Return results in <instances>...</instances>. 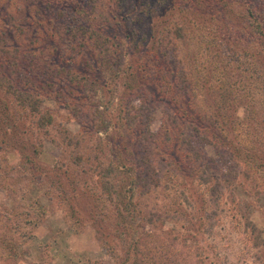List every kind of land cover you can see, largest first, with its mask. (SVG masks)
<instances>
[{
  "label": "rangeland",
  "instance_id": "rangeland-1",
  "mask_svg": "<svg viewBox=\"0 0 264 264\" xmlns=\"http://www.w3.org/2000/svg\"><path fill=\"white\" fill-rule=\"evenodd\" d=\"M144 1L0 0V98L31 92L30 98L37 96L34 102L39 101L50 119L46 129L83 131L71 162L48 139L51 129L39 132L44 135L38 155L43 169H75L72 176L62 175V194L52 186L51 200L36 182H26L19 166L17 172L12 169L20 163L19 152L0 141V264H264V169L254 174L249 167L244 170V158L232 156L215 139L213 144L202 142L187 121L177 123L175 110L183 93L174 91L172 73L178 57L188 67L204 65L212 73L206 57L215 53L217 32L212 37L206 30L219 28L225 19L236 33L232 43L245 42L244 32L251 27L247 6L254 3L255 10L264 11V1L228 0L226 7L222 0L216 6L208 0L205 11L195 17L185 0L179 11L172 7L177 0H165L149 9L150 15L144 13ZM222 3L221 17L217 9ZM156 27L159 33L151 37L150 29ZM177 27H183L179 42ZM222 51L226 54V47ZM151 56L157 69L149 68L144 75L142 65ZM248 82L246 88L252 87ZM209 83L216 85L214 79ZM260 95L264 99V90ZM201 97L198 104H208ZM185 100L183 107L191 109L190 96ZM18 103L14 121L7 122L11 131L16 125L18 131L25 130L30 122L32 107ZM243 122L248 126L249 121ZM175 127L185 136L177 143L183 154L175 151L166 130L172 135ZM27 132L31 143L41 137ZM174 151L181 155L179 166L174 165ZM122 160L136 168L131 189L142 216L131 226L138 237L133 259L126 255L125 233L121 240L115 232L116 198L105 187L127 181ZM150 161L154 171L145 165ZM117 163L119 167L107 170ZM84 164L90 167L86 173L81 171ZM144 168L147 172L141 173ZM17 175L24 196L12 190ZM35 201L44 205L47 216L33 230L28 225L31 235L16 240L12 250L6 244L16 235L14 227L8 231L12 214L26 213ZM176 206L180 214L166 217ZM153 212L163 216L160 221L151 218Z\"/></svg>",
  "mask_w": 264,
  "mask_h": 264
},
{
  "label": "trees",
  "instance_id": "trees-1",
  "mask_svg": "<svg viewBox=\"0 0 264 264\" xmlns=\"http://www.w3.org/2000/svg\"><path fill=\"white\" fill-rule=\"evenodd\" d=\"M219 1L221 0H213L215 6L219 4ZM222 2H224V6L230 7V1L222 0ZM151 3H154V6L151 7ZM161 3L165 4V0H145L144 13L149 15L152 14L149 9L152 11L154 10L155 6L158 8V5ZM184 3L188 6L192 15L195 17L201 15V13L205 11L206 5H208V0H185ZM180 6L181 0L175 1V3L172 5V7L176 8L177 11H179L178 7ZM170 7L167 9H170ZM255 7L256 6L254 3H250V5L247 6L248 15H245L247 19L250 20L249 25L251 27L249 30L244 32L245 42L242 40V43L238 41L236 44L232 43V38L237 39L236 33L233 32L232 28H229V26L227 27L225 25V19H222L223 21H221L218 25L219 28H211L210 30H206V32H208L207 34L211 35L212 37L217 32V38H213L216 40L215 42L217 47L215 53L210 55V59L209 57H206V61L213 64L212 73L206 72L204 65L188 67L187 63L182 59L180 60L179 57L178 60L175 61V69L172 72L173 76H176V82L173 86L174 91L182 92L184 94H182V97L177 100V102L180 104V106H178L175 110V118L177 117V119H179L177 123L183 126V120L187 121V126L191 129V131H194L195 136L198 137L199 140L201 139L202 142L205 139V142L210 144L212 143V139H215V144L218 145L220 143L222 147H226L232 156L244 158L243 160L247 165L244 167V170H247L249 167V170H251V173L253 174L254 171L258 173L264 169V99L260 95V92L264 90V11H259L257 9L255 10ZM252 10H255L256 12L253 14ZM217 12L220 15L222 14L221 17L224 16V13H222L223 3L221 8L219 10L217 9ZM216 16L217 14L215 15V18ZM178 17L179 15H177V18ZM250 18L253 19L251 20ZM158 30L159 29L157 27L153 29L151 28L149 35L151 37H155V34L159 33ZM196 30L201 31L202 33L201 26H198ZM198 31V34L195 37L196 41H198L200 38ZM182 32L183 27L176 28L175 38L177 42H179L180 39L184 37ZM146 36H148V34H146L144 38H146ZM159 38L160 36H158V39ZM205 38L207 37L205 36ZM224 47H226L227 50L226 54L222 53ZM164 48H166V45ZM175 49L176 48H174L173 52H175ZM157 53L158 52L155 51V54ZM148 61L149 60H147L145 65H142L143 69H146H142L144 72L141 70L144 75L148 73L147 69L149 68H153L154 71L157 69H155V66L158 64L155 56H151L150 61ZM7 67H10L11 72H13L11 64L7 65ZM160 69L161 68L159 66V70ZM137 71L138 70L135 69L133 70V73L135 74ZM191 76H194V78H191ZM212 79H214L216 82L214 88L209 86V82ZM248 80L252 84V87L250 86L246 88V85H250ZM209 87L215 90L214 94H211L212 90L209 89ZM9 92L10 91H8L7 95ZM187 94H189L191 98V109H195L194 111H190L191 109H185L183 107L185 103L184 100L188 99L189 97ZM175 95L177 94L175 93ZM204 95H209V97ZM200 96H202V99L205 97L208 104H204L205 106L199 105L198 98ZM30 97H33L31 92L29 93L21 91V94H16V96H14V93H11V97L7 98V100L0 98V141H2L4 147L11 146L17 149L19 152L20 163L18 162V165H11L12 169L17 172L15 169L16 166L17 168L19 166L18 171H21L28 177L26 182H28V184L30 182H36L44 190L48 196V199L51 200L52 186L54 185L55 189L59 191L58 189H61L62 185V178L66 175H74L75 169L73 167L70 169L69 166L66 171H62V173L60 169L56 167V165L50 168V171H45L43 169L42 164L38 161V155L43 148L42 140L44 135H40L39 132L47 134L51 129L50 132H52V135L48 139L60 149V154L62 157L64 156L67 161L70 160L71 162L74 160V157L72 156L75 155V152L78 149L77 147L79 141L83 140L78 136L83 134V131L72 133L68 129L64 128L55 130L52 126L49 130L46 129L45 126L50 119L47 117V115L42 114L38 105L39 101L34 102L37 96L32 99ZM18 98L20 99L16 101ZM17 102H19L18 104L21 105H24L26 102H28L27 106L29 104L32 107L31 111L29 110L31 113L29 116L30 122L27 124V129L25 130L18 131L17 127L19 126L16 125V128H13L14 130L11 131L7 122L8 120L14 121V114L16 113L14 107L16 106ZM197 107H201V109L199 110ZM240 107L243 109H240ZM193 119L194 123H191L194 125L192 126V124L188 122L192 121ZM202 120L207 122V124L201 122ZM243 121H249L247 122L248 126ZM27 130L30 131L31 134L41 137L37 139L35 143H31V137H29ZM166 130L169 131V134L167 132H165V134H168L169 137L172 136L171 140L176 147L175 151H179L181 154H183L179 144H177L179 143L178 141H182L185 138L184 133L180 131L181 128L175 127L172 135H170L169 128ZM20 133L21 135H19ZM175 151L173 157L176 163L174 165L179 166L182 158L181 155H178L175 153ZM120 164L121 168H123L121 171L123 178H126L127 181L124 184L118 186L110 185L111 187L105 184V187L108 189V193L114 194L116 198L114 207L115 215L118 219L115 221V232L119 234L118 238H121V240H123L125 233L128 242L126 243V255H128L130 258L132 257L133 259L135 254V243L138 241V237H135L132 233L131 226H134L132 222H135L137 218L139 219L142 217L140 215L141 212L136 206L137 199L133 190L134 188L131 189L135 179L134 173L136 172V168L130 164L125 165L123 160ZM146 164H149L146 166L147 168L151 169V171H154V162L150 161L145 163V165ZM181 166L183 165H180V167ZM117 167H119V163L115 164L114 167L109 165L107 170L111 171ZM88 170H90V167H86L85 164L82 165V172L86 173ZM44 172L47 175L42 177L44 176ZM140 172L145 173L147 170L144 168L140 170ZM260 174H262V172ZM62 175L64 176L62 177ZM181 176H187V174L183 173ZM16 178L17 183L13 182L14 186H12V190L22 193V196H24L26 190L22 188L23 183L20 184V175H17ZM262 179L264 180V178ZM8 185L10 187V183H8ZM245 188H248V186L245 185ZM72 190L74 189H71L68 192H71ZM59 193L62 194L63 192L59 191ZM172 205L174 206L175 203H172ZM178 208V206L174 208L172 207L171 209L169 208L170 211H167L166 217L171 214L170 212L177 213ZM47 213L48 212L45 210L44 205L38 201H35L29 205L26 213L15 212L12 214V216H14V223L11 224V227L8 228V231L14 227L16 235H14V237L9 240L10 242H6V244L10 245V249H14V243L16 240L24 238L25 236H30V229L33 230V228L37 227L41 220L47 216ZM23 214H26L27 216L25 217ZM178 214L180 213L178 212L177 215ZM161 217L163 216L158 214V212H153L151 214V218L157 221H160ZM153 219L149 218L148 222L151 223ZM163 220H165V217ZM28 225L30 229L28 228ZM26 228L28 229L26 230ZM123 228H125L126 232L123 231ZM128 235H130V237H128ZM120 247L122 248L124 246L120 245Z\"/></svg>",
  "mask_w": 264,
  "mask_h": 264
}]
</instances>
